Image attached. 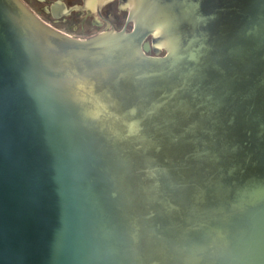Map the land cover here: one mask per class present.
<instances>
[{"label":"water","instance_id":"water-1","mask_svg":"<svg viewBox=\"0 0 264 264\" xmlns=\"http://www.w3.org/2000/svg\"><path fill=\"white\" fill-rule=\"evenodd\" d=\"M119 2L0 0V264H264V0Z\"/></svg>","mask_w":264,"mask_h":264},{"label":"flooded vegetation","instance_id":"flooded-vegetation-1","mask_svg":"<svg viewBox=\"0 0 264 264\" xmlns=\"http://www.w3.org/2000/svg\"><path fill=\"white\" fill-rule=\"evenodd\" d=\"M37 2H44L42 6V12L47 17V23L57 28V22L61 20H66L67 17H70L72 14L78 12L83 15V22L80 26L81 35L75 36L70 34L71 36L84 38L91 36L95 33L114 28L121 29L126 25V29L129 30L132 26L131 23L126 24L127 19V6L122 5L119 0H110L108 3L103 5L98 9L96 6H89L86 8H75V7H83L85 5L84 0H35ZM62 1L65 3L66 8L70 10L68 13H62L55 16L57 13L56 6L52 10V5L55 2ZM48 2V4H46ZM72 8V9H71ZM55 12V13H54ZM90 21L87 23V20ZM72 29L73 24L69 25ZM59 29V28H58Z\"/></svg>","mask_w":264,"mask_h":264},{"label":"rangeland","instance_id":"rangeland-1","mask_svg":"<svg viewBox=\"0 0 264 264\" xmlns=\"http://www.w3.org/2000/svg\"><path fill=\"white\" fill-rule=\"evenodd\" d=\"M28 6L43 20H48L45 14L42 12V6L44 5V2H37L35 0H24ZM48 4V2H46ZM83 15L81 13H74L70 17H67L66 20H61L56 24L57 28L60 30L73 34L75 36L81 35L80 26L83 22ZM90 21L87 20V23ZM73 24V28L71 29L69 25Z\"/></svg>","mask_w":264,"mask_h":264}]
</instances>
